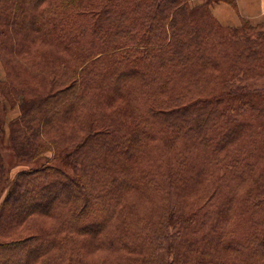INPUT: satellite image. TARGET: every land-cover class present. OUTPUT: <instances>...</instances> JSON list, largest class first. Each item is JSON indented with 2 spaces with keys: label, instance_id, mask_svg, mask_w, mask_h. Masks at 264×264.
<instances>
[{
  "label": "trees",
  "instance_id": "obj_1",
  "mask_svg": "<svg viewBox=\"0 0 264 264\" xmlns=\"http://www.w3.org/2000/svg\"><path fill=\"white\" fill-rule=\"evenodd\" d=\"M216 1L0 0L9 147L52 153L5 188L0 264H264V22Z\"/></svg>",
  "mask_w": 264,
  "mask_h": 264
},
{
  "label": "rangeland",
  "instance_id": "obj_2",
  "mask_svg": "<svg viewBox=\"0 0 264 264\" xmlns=\"http://www.w3.org/2000/svg\"><path fill=\"white\" fill-rule=\"evenodd\" d=\"M215 3L216 4H220L219 1H216ZM214 4L211 5V10H212L214 16L216 17V19L220 23H222L224 25H230V26L239 25L241 23L240 17L246 18L245 16H242L239 13V10H238L237 7H236L237 9H234L229 4L233 10L231 11V8H230L229 9L230 11L229 10H224L223 13H227L228 12L225 15L229 14L231 16V19H222V20L235 22L236 24H230V23L222 22L219 19V17L216 15L217 12L215 11V7L213 8ZM246 19H248V21L250 23H252V24H257V23L264 22V21H255V20H252V19H249V18H246ZM3 70L4 69H3V67L1 66V63H0V79H3L4 76H5ZM244 86H245V88H249V89L264 88V77L249 79V80L245 81ZM18 111L19 110H18L17 107L14 108V109H11L10 105H8L6 103V101L3 99V97L0 96V113H1V119L3 121V127H4V133L0 137V152H1V155H2V158H3V162H4V165H5V169H6V178H5L6 182H4L0 186V201H1L2 197H3V195L5 194V188L9 184V181L15 176V174L18 171L23 170V169L28 168V167L40 166L42 163L46 162V159L48 157H50L52 155L51 152H47L43 156L39 157L38 160L33 161V162H28V163L26 161H20L19 162V160H17V158L14 156V153L12 152V150L9 147V143H8V140H7V133H8L9 120H11L12 118L16 117L19 114ZM53 163L58 165V166H61V164H60V162L58 160H54ZM184 197H188V196L185 194ZM13 208L15 209L14 206H13ZM39 222L43 223L44 221L42 219H39ZM99 251H100L99 249H94V248L92 250L89 249L85 253V256H86L88 262H90L91 264H98L99 258H97V256L99 254ZM165 256L167 257V254H165Z\"/></svg>",
  "mask_w": 264,
  "mask_h": 264
},
{
  "label": "crops",
  "instance_id": "obj_3",
  "mask_svg": "<svg viewBox=\"0 0 264 264\" xmlns=\"http://www.w3.org/2000/svg\"><path fill=\"white\" fill-rule=\"evenodd\" d=\"M191 4H198L203 2L204 0H189ZM236 6L239 10V13L246 18L255 20V21H264V0H234ZM213 2L212 4H214ZM220 4H214L213 8L215 7V11L217 12V16L222 22L236 24L235 22L225 21L222 19H231V16L225 15L227 13H220L224 12V10H229L231 6L223 1H219ZM233 9L231 8V11ZM230 11V10H229ZM230 17V18H229Z\"/></svg>",
  "mask_w": 264,
  "mask_h": 264
},
{
  "label": "bare ground",
  "instance_id": "obj_4",
  "mask_svg": "<svg viewBox=\"0 0 264 264\" xmlns=\"http://www.w3.org/2000/svg\"><path fill=\"white\" fill-rule=\"evenodd\" d=\"M220 13H222V15H223V12H221V11H219Z\"/></svg>",
  "mask_w": 264,
  "mask_h": 264
}]
</instances>
